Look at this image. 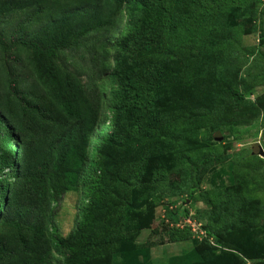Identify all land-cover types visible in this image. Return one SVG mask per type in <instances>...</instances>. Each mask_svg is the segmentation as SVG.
Instances as JSON below:
<instances>
[{"label":"trees","instance_id":"trees-1","mask_svg":"<svg viewBox=\"0 0 264 264\" xmlns=\"http://www.w3.org/2000/svg\"><path fill=\"white\" fill-rule=\"evenodd\" d=\"M260 1L0 0V264H74L67 251L76 248L105 258L138 248L134 220H152L167 179L190 177L197 187L213 160L198 152L199 132L226 105L207 98V80H226L248 32L243 22L228 26L225 14L229 8L255 16L253 5ZM132 2L139 14L131 12ZM122 8L128 31L115 41L121 52L115 60L123 59L125 67L110 69L114 81L120 75L110 98L112 117L89 155L96 110L80 80L55 59L74 54L100 77ZM17 67L27 73L19 76ZM188 89L196 92L187 97ZM229 97L239 105L244 94L230 87ZM79 187L85 199L81 219L61 238L54 205ZM241 199L234 187L205 191L209 236H217L209 221L251 206ZM182 206L166 208L164 217L176 224L187 215ZM120 211L117 222L111 217ZM12 215L20 222L8 221ZM23 216L35 219L33 232L22 231ZM173 228L168 241L190 239L189 229ZM53 250L62 255L57 263Z\"/></svg>","mask_w":264,"mask_h":264},{"label":"rangeland","instance_id":"rangeland-1","mask_svg":"<svg viewBox=\"0 0 264 264\" xmlns=\"http://www.w3.org/2000/svg\"><path fill=\"white\" fill-rule=\"evenodd\" d=\"M123 7L126 9V5ZM129 7L131 12L135 13V10V14H139L136 2H132ZM124 8L118 12L114 24L115 33L104 48L107 68L100 77L92 76L90 70L74 54L70 56L67 52H62L55 59L61 69L80 80L84 94L96 110L98 122L90 140L89 155L96 138L112 117L110 98L112 90L116 91V79L120 75H113L114 81L110 69L116 65L125 67L123 59L119 62L115 60L116 56L121 55V52L116 53L115 41L128 31V13ZM233 8L235 7L231 9ZM253 8L256 9L255 16H246L235 9L236 13H233L229 8L225 14L228 26H240L243 22L248 32L242 35L234 70L230 67L226 72V80H207V98L217 99L226 105V111L223 109L208 128L203 127L199 132L198 152L201 149L203 157L210 155L213 159L200 175L202 179L199 186L194 187L189 181L190 177L179 180L176 175L177 180L171 175L159 190L167 193H164L163 200L154 208L152 220L147 219L148 223L134 220L137 223L135 243L138 248L124 249L126 252H118L114 258L111 255L105 258L96 250L76 248L75 251H67L74 264L81 261H89L90 264H264V0L256 2ZM252 24L255 25L254 28L251 27ZM253 48L257 50L254 51ZM16 72L19 76L27 73L20 67L16 68ZM230 87L238 88L244 94L239 105L229 99ZM213 89L220 96H213L210 93ZM195 92V89H188L184 95L189 97ZM251 152L257 158H252ZM90 161L91 157L88 158L85 171L88 170ZM224 186L234 187L236 192H241V200L249 199L251 206L243 204L244 212H234L227 219L218 217L215 221H209V229L217 232V236H209L206 229L208 210L205 209L210 206L206 205L204 194L205 191H215ZM190 191L193 192L192 197H188ZM84 203V193L79 187L78 190L67 192L54 205V221L59 237L66 238L72 232L81 219ZM182 205L185 206L187 215H181L176 224L164 217L166 208L179 209ZM139 210L145 211L146 207ZM121 212L111 218L122 222ZM240 214H244L243 220L239 217ZM130 217L135 219L137 214L130 213ZM20 219L19 216L12 215L8 221L17 224ZM34 225L35 219L23 216L22 231L31 233ZM173 227L189 229L190 239L168 241L169 235L166 232ZM240 248L244 252H240ZM52 254L55 263L62 258L54 250ZM250 256L253 257L249 258Z\"/></svg>","mask_w":264,"mask_h":264}]
</instances>
